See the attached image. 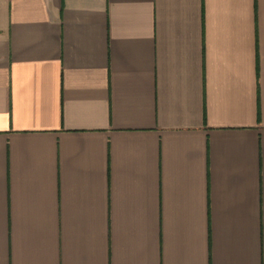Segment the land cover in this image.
<instances>
[{"label": "crops", "instance_id": "crops-1", "mask_svg": "<svg viewBox=\"0 0 264 264\" xmlns=\"http://www.w3.org/2000/svg\"><path fill=\"white\" fill-rule=\"evenodd\" d=\"M0 264H264V0H0Z\"/></svg>", "mask_w": 264, "mask_h": 264}]
</instances>
